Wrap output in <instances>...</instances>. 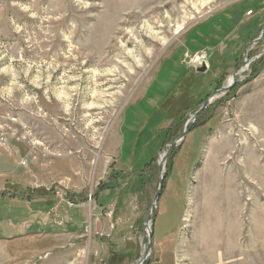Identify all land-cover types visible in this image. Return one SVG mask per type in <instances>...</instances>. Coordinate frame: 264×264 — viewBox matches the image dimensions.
<instances>
[{"label": "rangeland", "instance_id": "374dc122", "mask_svg": "<svg viewBox=\"0 0 264 264\" xmlns=\"http://www.w3.org/2000/svg\"><path fill=\"white\" fill-rule=\"evenodd\" d=\"M242 13L234 38L184 50L188 32L214 21L195 40L209 46ZM263 26L264 0H0V157L21 182L0 193V264H136L161 157ZM249 58L169 153L144 264H264V42ZM24 220L32 232L4 240Z\"/></svg>", "mask_w": 264, "mask_h": 264}, {"label": "crops", "instance_id": "0c3cea01", "mask_svg": "<svg viewBox=\"0 0 264 264\" xmlns=\"http://www.w3.org/2000/svg\"><path fill=\"white\" fill-rule=\"evenodd\" d=\"M248 16L245 14V13H242L240 14V16L235 20V24L232 25V27L227 31V33L225 35H223V37L221 39H219V41H217L216 43L213 44V39H210L211 40V43L209 46H205V45H199L195 43V40H199L200 37L199 36H202V32H206V31H209V30H212L214 29L215 25H214V21L213 22H209L208 24H205L204 26L200 27V28H197L195 30H192L190 32H188L185 36V40H184V46H185V51L187 49V51H190L192 52V50H194V52H198V51H202V50H205V51H208L207 49H210L211 46L213 45H222L224 44L225 42H227L226 40H228V38H234V33L236 31H239V29L241 28V26L243 25H246L247 23H249L250 19L252 17H248ZM255 34V31L252 33H249L246 38L244 39V48H243V51L245 49V46L248 42L252 41L253 39H255V37L257 35H255V37H252L250 39H248L247 37L250 36V35H254ZM207 38V37H206ZM202 40V39H200ZM204 41V40H203ZM202 41V42H203ZM218 45V46H219ZM242 51V53H243ZM207 53V52H206ZM221 59L224 61V60H228L230 62V59H234V58H237V57H233V58H230L228 55H222L220 56ZM227 61V62H228ZM228 65V63H227ZM5 161V159H3V157L1 158L0 157V193L3 192V190L5 191L6 189L10 192L11 189L10 186H14V187H17V185H20L21 182H17L16 180V177L13 175V172L17 169V166L16 164H12L10 162V160H6V163H8L7 165L3 164V162ZM14 163V162H13ZM6 167V169H5ZM15 167V169L13 168ZM14 176V177H13ZM31 188L28 190L29 191V195L33 197V194L36 195V196H39V195H43L44 194V197L45 199L49 198V196L45 193V191L49 190L48 188H44L42 187V185H31L30 186ZM7 192L6 195H0L1 197H4L5 196H11L12 194ZM46 194V195H45ZM14 197V196H13ZM1 199V198H0ZM46 200H43V199H37V198H33L32 201L30 200L29 202V207H30V211L32 210V213H31V216L30 218H33L34 214L36 215V218H40L41 216L39 215L38 213V209L39 208H31L33 206V204H35L36 206H39L41 207L42 204H46V202H44ZM35 202V203H34ZM23 204H27V202H23ZM1 217H4L6 218V220H8L9 222L11 221L10 219H8V216L5 215V212L4 213H1ZM33 221V219H32ZM36 220L34 221V223L36 224ZM23 223H26V226L24 227L25 229L19 231L18 235L17 236H9V237H5L4 240L6 239H16L19 234L21 235H29L31 232H32V229H33V225H31V221L30 220H24ZM11 224V222H10ZM15 228V227H14ZM28 229V230H27ZM3 239V238H2ZM0 239V240H2ZM3 242V241H1Z\"/></svg>", "mask_w": 264, "mask_h": 264}, {"label": "water", "instance_id": "95a60500", "mask_svg": "<svg viewBox=\"0 0 264 264\" xmlns=\"http://www.w3.org/2000/svg\"><path fill=\"white\" fill-rule=\"evenodd\" d=\"M260 42H264V26L260 32V36L253 39L252 41H250L245 46L243 64L238 66L235 69V71L230 75V76H232V80L229 83H227L226 85H223L220 89L216 90L209 98H207V100L202 104V106L194 114H192L190 116V118L186 122L183 134L177 140H175L173 143H171L169 145L167 151L161 157L160 162H159V188H158V191H157L155 198L153 200L150 212L148 214V219L146 222L145 235L147 237V247H146V250L143 253L142 257L137 261L136 264H144V262L149 258L151 251H152V247H153V243H152L153 231H152V228H153V224H154L155 214H156V211L158 208V202L160 200V197H161L163 189H164L165 167H166L167 158H168L169 153L173 149L178 147L184 141L187 134L189 133V130H190L192 124L197 120L198 116L201 113H203L208 107H210L217 98H219L221 95H224L227 92H229L232 89V87L237 83L238 76H240L243 72H245L249 68L250 64L253 62V60H251L249 58L250 49L254 45H256ZM206 70H207V66H205V65L198 69L199 72H205Z\"/></svg>", "mask_w": 264, "mask_h": 264}, {"label": "built area", "instance_id": "2783aa9c", "mask_svg": "<svg viewBox=\"0 0 264 264\" xmlns=\"http://www.w3.org/2000/svg\"><path fill=\"white\" fill-rule=\"evenodd\" d=\"M252 14V11H249V15H251ZM208 57V55L207 54H204V53H202V55H200V53H197V54H195L194 56H191V55H189V54H186V58H190L193 62H203V61H205V59ZM71 205H73L74 206V204H71Z\"/></svg>", "mask_w": 264, "mask_h": 264}, {"label": "trees", "instance_id": "16d2710c", "mask_svg": "<svg viewBox=\"0 0 264 264\" xmlns=\"http://www.w3.org/2000/svg\"><path fill=\"white\" fill-rule=\"evenodd\" d=\"M257 35H258V34H257ZM253 70H255V69L253 68ZM254 74H256V72H255ZM187 80H188V79H187ZM176 87H178V85H176ZM209 95H210V94L208 93V95H207L205 98H202L201 101H204L207 97H209ZM167 97H168V95L164 98V101H163L162 104L167 103V101H168V98H167ZM161 120H162V119H158V121H161ZM174 122H175V121H174ZM153 127H154V126H153ZM165 131H166V132H165L164 135H166V136H165V140L167 141V140H169V132H170V131H168V130H165ZM150 163H151V162H150ZM150 163H146V164H145V168H148V167L150 166ZM145 168H144V169H145ZM141 174H142V173H141ZM139 176H141L140 173H139ZM166 181H167V179L165 178V185H166ZM49 192H51V191H49Z\"/></svg>", "mask_w": 264, "mask_h": 264}, {"label": "clouds", "instance_id": "9594fccd", "mask_svg": "<svg viewBox=\"0 0 264 264\" xmlns=\"http://www.w3.org/2000/svg\"><path fill=\"white\" fill-rule=\"evenodd\" d=\"M22 9H23L24 11H28L27 6H22ZM32 15L35 16L36 13H32ZM17 30L19 31V28H18ZM11 71H12V69H11L10 66H6V67L0 69V72H3V73H5V74H7V73H9V72H11ZM8 92H9V95L12 94V88H11V87L8 89Z\"/></svg>", "mask_w": 264, "mask_h": 264}, {"label": "bare ground", "instance_id": "6f19581e", "mask_svg": "<svg viewBox=\"0 0 264 264\" xmlns=\"http://www.w3.org/2000/svg\"><path fill=\"white\" fill-rule=\"evenodd\" d=\"M231 80H232V76H230V77L228 78V82H227V83H229Z\"/></svg>", "mask_w": 264, "mask_h": 264}]
</instances>
